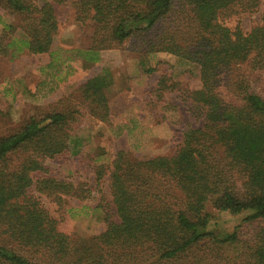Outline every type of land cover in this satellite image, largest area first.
<instances>
[{
    "label": "trees",
    "instance_id": "obj_1",
    "mask_svg": "<svg viewBox=\"0 0 264 264\" xmlns=\"http://www.w3.org/2000/svg\"><path fill=\"white\" fill-rule=\"evenodd\" d=\"M261 0H73L82 49L113 50L129 43L146 75L165 53L199 69L200 88L187 92V112L202 125L186 129L170 156L131 158L118 151L94 169L104 229L72 237L41 205L37 195L60 205L83 199L74 183L50 174L47 161L77 154L74 132L83 109L100 122L109 117L107 72L78 89L81 102L29 115L0 135V264H264V98L237 79L234 99L220 93L222 75L251 61L264 70V10L249 32L229 28L220 17L256 11ZM0 9L21 20L30 55L46 54L59 30L51 3L0 0ZM167 88L164 77L157 83ZM163 120L184 119L176 104H164ZM37 194V195H36ZM214 211V214L212 212ZM248 214L232 230L218 215Z\"/></svg>",
    "mask_w": 264,
    "mask_h": 264
},
{
    "label": "rangeland",
    "instance_id": "obj_2",
    "mask_svg": "<svg viewBox=\"0 0 264 264\" xmlns=\"http://www.w3.org/2000/svg\"><path fill=\"white\" fill-rule=\"evenodd\" d=\"M51 3L57 14L59 30L46 54L30 55L21 46L26 39L21 20L0 9V135L20 126L29 115L46 112L56 106L79 103L78 89L92 76L107 72L111 82L105 95L109 117L100 122L83 109V116L74 132L79 142L77 154L47 161L50 174L70 181L83 193V199L63 197L60 205L52 198L37 195L41 205L59 227L72 237L89 238L104 229L105 200L109 197L107 177L97 185L94 169L107 165L118 151L128 152L131 158L146 159L173 155L186 129L201 127L202 120L186 111V93L200 88L199 69L189 62L165 53L151 55L159 62L156 72L146 75L139 66L140 54L131 44L113 50L91 52L82 49L83 30L73 16V0H37ZM264 0L252 13L222 15L220 22L244 33L261 23ZM164 77L166 90L157 91V83ZM244 81L264 98V70L251 61L232 66L219 84L225 101L234 99V83ZM164 104H176L184 112L183 121L173 126L163 120ZM214 214V211H210ZM221 213L218 221L222 230H232L247 215ZM215 215V214H214ZM264 226V223H262Z\"/></svg>",
    "mask_w": 264,
    "mask_h": 264
}]
</instances>
